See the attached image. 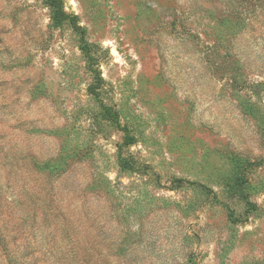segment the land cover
<instances>
[{
    "label": "rangeland",
    "instance_id": "rangeland-1",
    "mask_svg": "<svg viewBox=\"0 0 264 264\" xmlns=\"http://www.w3.org/2000/svg\"><path fill=\"white\" fill-rule=\"evenodd\" d=\"M59 1L0 0V264H264V0Z\"/></svg>",
    "mask_w": 264,
    "mask_h": 264
},
{
    "label": "trees",
    "instance_id": "trees-1",
    "mask_svg": "<svg viewBox=\"0 0 264 264\" xmlns=\"http://www.w3.org/2000/svg\"><path fill=\"white\" fill-rule=\"evenodd\" d=\"M46 5L50 10L51 20L55 24H59V23L63 22V20L68 19V16L64 13L59 0H46ZM73 25H74V27H76L75 24H73ZM76 29H77V31L79 30V28H77V27H76ZM87 46H89V45L87 44ZM86 49L91 51L90 47H86Z\"/></svg>",
    "mask_w": 264,
    "mask_h": 264
}]
</instances>
